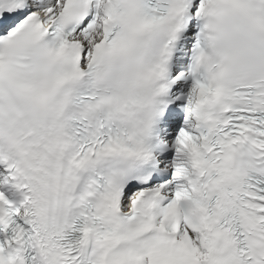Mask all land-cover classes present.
I'll return each mask as SVG.
<instances>
[{"label":"snow or ice","instance_id":"1","mask_svg":"<svg viewBox=\"0 0 264 264\" xmlns=\"http://www.w3.org/2000/svg\"><path fill=\"white\" fill-rule=\"evenodd\" d=\"M0 264H264V0H0Z\"/></svg>","mask_w":264,"mask_h":264}]
</instances>
